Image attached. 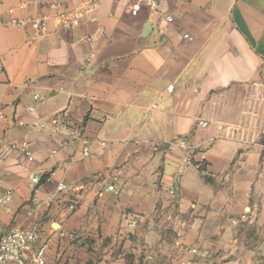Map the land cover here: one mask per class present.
Returning <instances> with one entry per match:
<instances>
[{
    "label": "crops",
    "instance_id": "1",
    "mask_svg": "<svg viewBox=\"0 0 264 264\" xmlns=\"http://www.w3.org/2000/svg\"><path fill=\"white\" fill-rule=\"evenodd\" d=\"M154 1L0 0V236L35 228L47 264H178L191 247L264 264V0ZM187 156L202 167L181 174Z\"/></svg>",
    "mask_w": 264,
    "mask_h": 264
},
{
    "label": "built area",
    "instance_id": "2",
    "mask_svg": "<svg viewBox=\"0 0 264 264\" xmlns=\"http://www.w3.org/2000/svg\"><path fill=\"white\" fill-rule=\"evenodd\" d=\"M148 0H136V3L133 5L132 12L137 13L140 9V6L143 2ZM154 5H156V2L153 0L152 2ZM99 5L98 2H93L89 4L85 9H78L71 12V16L69 19H65L63 15H60V22L63 23L66 26L74 27L77 26L82 17L84 16L85 12L91 11L95 8H97ZM169 22L173 21V18L169 16L167 18ZM30 22L32 26L39 30L40 32H46L47 31V23L48 18L43 17L41 19H13L10 24L12 26L17 27H24L26 24ZM185 38L192 39V37L189 34H184ZM91 59L89 58L88 61ZM168 90H173V85L168 87ZM40 96L36 95L35 99H39ZM30 112L35 111V106L29 107ZM4 114L0 113V119H3ZM18 125H25V122L18 121ZM201 126H208V123L205 121H201L199 123ZM34 126L39 127H46L44 123H40L38 121L33 122ZM224 130H229L230 127L223 128ZM70 135L75 137L77 136L76 130H71ZM168 148L173 149H188L189 144L186 139L178 138L174 139L169 142ZM84 154L89 155L90 149L88 144L84 147ZM196 168L200 169L202 167V164L199 162H195L192 157L187 156L184 158L183 163L181 165L180 173L183 174L186 170L189 168ZM55 172L52 173L54 175ZM30 179V186L33 192H35L39 186V184L42 181V178L39 174L35 172H31L29 174ZM58 188L61 191L68 190L67 185L62 182L59 184ZM110 190H113L114 187L110 186ZM170 192L172 194H175V190L171 189ZM13 199V192L11 190L3 189L0 187V208L8 209L9 204L11 203ZM70 208H75V205L72 204ZM137 225V221L134 218H130L126 221V226L128 230H134ZM50 239H47L45 242H41L40 234L35 228H23L20 226H13L8 231L3 233L0 236V264H47V249ZM188 254L190 255L189 258L181 259L178 264H200V261L198 258H207L210 256V251L206 249H200L198 247H191L188 249Z\"/></svg>",
    "mask_w": 264,
    "mask_h": 264
},
{
    "label": "water",
    "instance_id": "3",
    "mask_svg": "<svg viewBox=\"0 0 264 264\" xmlns=\"http://www.w3.org/2000/svg\"><path fill=\"white\" fill-rule=\"evenodd\" d=\"M263 53V52H262Z\"/></svg>",
    "mask_w": 264,
    "mask_h": 264
}]
</instances>
